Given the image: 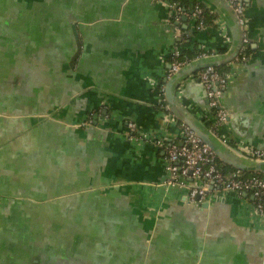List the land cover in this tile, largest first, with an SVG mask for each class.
<instances>
[{
  "label": "crops",
  "instance_id": "crops-1",
  "mask_svg": "<svg viewBox=\"0 0 264 264\" xmlns=\"http://www.w3.org/2000/svg\"><path fill=\"white\" fill-rule=\"evenodd\" d=\"M195 1L207 25L173 30L168 0H0V264H264L251 196L202 207L166 183L161 143L180 142L182 122L159 101L177 47L218 55L222 133L246 157L264 147V0L247 5V61L231 58L233 13ZM176 95L209 117L192 76Z\"/></svg>",
  "mask_w": 264,
  "mask_h": 264
},
{
  "label": "built area",
  "instance_id": "built-area-1",
  "mask_svg": "<svg viewBox=\"0 0 264 264\" xmlns=\"http://www.w3.org/2000/svg\"><path fill=\"white\" fill-rule=\"evenodd\" d=\"M227 1L238 16L239 22L244 30L243 46L236 59L239 61H247L249 59L248 46L250 43L246 28L248 19L246 15L247 3L245 0ZM169 4L173 10L171 16L167 19L169 23L174 24V21H180L182 16L186 14L196 19L198 29H202L207 25L208 14L206 9L201 5H196L191 12H188L177 3ZM211 54L214 53L200 52L195 58H191L181 47H177L171 54L170 74L178 72L194 59L206 57ZM192 77L204 87L210 109L208 118L199 114L196 115L202 119L210 130L215 135L219 136L222 141L238 152H241L234 145L232 146L228 137L222 133V128L226 126L229 121V112L222 103L223 94L229 83L228 76L221 73L214 66H207L197 71ZM161 93L162 97L160 98L159 106L167 107L164 93ZM181 100L183 101L184 99ZM184 103L187 105V101ZM188 107H190V105H188ZM86 120L84 124H88L92 121L91 116L89 115ZM137 130V122L130 121L129 131L133 134L131 136L132 139L137 136L139 137L140 134H136V132H138ZM140 136L146 139L149 138V134H142ZM161 145H165L166 148V183L170 187L186 188L187 193L185 196L188 201L198 204L211 202L215 194L219 195L227 192H234L239 197L251 196L253 199V210L258 218L264 221L263 172L248 171L235 167L232 170L225 171L219 165L216 153L194 130L184 123H182L180 142H174L169 145L162 142ZM249 157L256 161H264V147L253 148Z\"/></svg>",
  "mask_w": 264,
  "mask_h": 264
},
{
  "label": "water",
  "instance_id": "water-1",
  "mask_svg": "<svg viewBox=\"0 0 264 264\" xmlns=\"http://www.w3.org/2000/svg\"><path fill=\"white\" fill-rule=\"evenodd\" d=\"M247 5H250L251 0H245ZM218 4L220 6H224L228 8L234 15L236 23L238 24L240 30H241V43L239 48L234 52L232 55V59H234L235 56H237L240 52L241 47L243 46V40H244V30L239 22L238 16L234 12L232 6L229 4L227 0H217ZM188 15H183L180 21H174V24H170L171 28L175 30V27L180 24L182 20L187 21ZM168 21V20H167ZM217 54H212L206 57L197 58L191 61L188 65L184 66L181 70L174 74H170L165 80V88H164V95L167 101V108L174 111V114L181 120L182 123L188 125L192 130L196 132L197 135H199L205 143L209 145V147L216 153L219 160L222 162H227L230 165H232L235 168H241L248 171H261L264 173V161H256L250 157H246L242 155L237 150L233 149L231 146L226 144L222 139L215 135L210 128L207 126L206 123L202 119H200L197 115L194 113H191L185 106L179 105L181 99L177 97L176 90L182 83V81L187 80L189 77H191L193 74H195L200 69L207 67V66H214L217 67L218 63L216 62ZM199 86L203 88V86L199 83ZM208 101V99H207ZM178 103V104H177ZM181 103H183L181 101ZM184 109L183 110L181 109ZM230 152L231 154H229ZM251 164H249V163ZM246 195V194H245ZM184 201H186L189 204L196 205V206H202V207H208L210 202H204L202 204L193 203L187 200L186 196H184ZM38 261V257H37Z\"/></svg>",
  "mask_w": 264,
  "mask_h": 264
},
{
  "label": "trees",
  "instance_id": "trees-1",
  "mask_svg": "<svg viewBox=\"0 0 264 264\" xmlns=\"http://www.w3.org/2000/svg\"><path fill=\"white\" fill-rule=\"evenodd\" d=\"M168 2H170V3H177L179 6H181L183 9H185L186 11H192L194 8H195V6H196V4H197V2L194 0L192 3H191V1L190 0H168ZM207 11V14H208V20H207V22L209 21V18H210V12L208 11V10H206ZM217 68V70H219L221 73H223V71L222 70H220V68H218V67H216ZM218 163H219V165L222 167L223 166V164L220 162V160L218 159ZM228 167V166H227ZM223 169H224V167H222ZM234 167H231V169H229V170H232ZM225 170V169H224Z\"/></svg>",
  "mask_w": 264,
  "mask_h": 264
}]
</instances>
